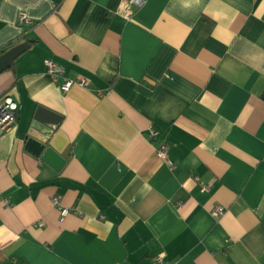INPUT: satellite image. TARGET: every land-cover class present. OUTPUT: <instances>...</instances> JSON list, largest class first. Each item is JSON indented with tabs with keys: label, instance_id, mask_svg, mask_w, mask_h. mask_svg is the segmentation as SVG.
<instances>
[{
	"label": "crops",
	"instance_id": "obj_1",
	"mask_svg": "<svg viewBox=\"0 0 264 264\" xmlns=\"http://www.w3.org/2000/svg\"><path fill=\"white\" fill-rule=\"evenodd\" d=\"M23 43L0 264H264V0H0V50Z\"/></svg>",
	"mask_w": 264,
	"mask_h": 264
},
{
	"label": "built area",
	"instance_id": "obj_2",
	"mask_svg": "<svg viewBox=\"0 0 264 264\" xmlns=\"http://www.w3.org/2000/svg\"><path fill=\"white\" fill-rule=\"evenodd\" d=\"M146 0H128V3L136 8L141 7L145 4ZM131 12L127 11V15ZM18 23L20 25H30L32 24V20L28 17L25 11H20L18 14ZM46 71L52 74L55 79H58L59 75L62 73V69L50 59L45 61ZM78 83L80 85H87L88 81L85 78H66L62 84H60V88L63 92L68 91L73 84ZM19 109V96L16 89L11 88L7 90L0 97V134L6 131L8 128H11L17 121V113ZM150 136L155 137L158 134V130L155 128H151L149 130ZM157 151L161 156H166L168 151L167 142L163 141L158 145ZM7 202V200H5ZM54 202L56 205L61 206V201L59 196L54 197ZM69 212L67 207L61 208V216H65ZM224 212V208L222 206H216L212 213L214 215H220ZM156 264H166L162 255H158L155 258Z\"/></svg>",
	"mask_w": 264,
	"mask_h": 264
},
{
	"label": "water",
	"instance_id": "obj_3",
	"mask_svg": "<svg viewBox=\"0 0 264 264\" xmlns=\"http://www.w3.org/2000/svg\"><path fill=\"white\" fill-rule=\"evenodd\" d=\"M27 47L28 44L25 43L18 44L8 49L7 51L3 52L0 55V72L10 68L13 62L15 61V59L17 58V56L20 55ZM45 113L49 115L54 114V112H52L48 108L40 106L37 114L42 115ZM26 147L30 149L29 151H31L33 154L37 156H41L43 161L50 164L56 170H59V168L63 165L65 161V159L62 158L53 149V147L47 146L45 142H42L33 136H28L26 138Z\"/></svg>",
	"mask_w": 264,
	"mask_h": 264
},
{
	"label": "trees",
	"instance_id": "obj_4",
	"mask_svg": "<svg viewBox=\"0 0 264 264\" xmlns=\"http://www.w3.org/2000/svg\"><path fill=\"white\" fill-rule=\"evenodd\" d=\"M4 51H6V50H5V49H1V50H0V52H4ZM0 260H1V256H0Z\"/></svg>",
	"mask_w": 264,
	"mask_h": 264
}]
</instances>
